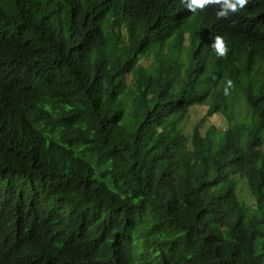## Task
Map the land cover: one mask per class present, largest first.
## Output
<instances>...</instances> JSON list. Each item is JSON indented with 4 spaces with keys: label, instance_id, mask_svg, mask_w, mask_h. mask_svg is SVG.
Returning a JSON list of instances; mask_svg holds the SVG:
<instances>
[{
    "label": "trees",
    "instance_id": "obj_1",
    "mask_svg": "<svg viewBox=\"0 0 264 264\" xmlns=\"http://www.w3.org/2000/svg\"><path fill=\"white\" fill-rule=\"evenodd\" d=\"M216 11L0 0V264H264V0Z\"/></svg>",
    "mask_w": 264,
    "mask_h": 264
},
{
    "label": "clouds",
    "instance_id": "obj_2",
    "mask_svg": "<svg viewBox=\"0 0 264 264\" xmlns=\"http://www.w3.org/2000/svg\"><path fill=\"white\" fill-rule=\"evenodd\" d=\"M186 9L189 12L203 11L207 7L216 6L218 11L215 15L217 19H227L230 14H236L244 9L249 0H182ZM211 47L215 50L217 56L223 58L228 55L229 48L224 37L220 35L214 36V42ZM232 87V81H227V87L225 88V94H228L229 88Z\"/></svg>",
    "mask_w": 264,
    "mask_h": 264
},
{
    "label": "rangeland",
    "instance_id": "obj_3",
    "mask_svg": "<svg viewBox=\"0 0 264 264\" xmlns=\"http://www.w3.org/2000/svg\"><path fill=\"white\" fill-rule=\"evenodd\" d=\"M206 107H193L190 110L186 124L184 125V133H190L192 127L197 124L202 118H205L201 128L202 134H207L213 129V136L216 138L221 135V131L226 127V121L220 115L205 117ZM212 133V132H211Z\"/></svg>",
    "mask_w": 264,
    "mask_h": 264
}]
</instances>
